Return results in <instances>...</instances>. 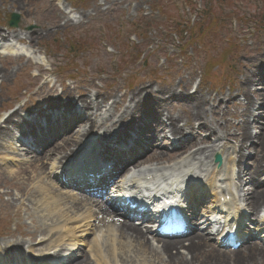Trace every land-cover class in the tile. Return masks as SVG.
<instances>
[{
	"label": "rangeland",
	"instance_id": "rangeland-1",
	"mask_svg": "<svg viewBox=\"0 0 264 264\" xmlns=\"http://www.w3.org/2000/svg\"><path fill=\"white\" fill-rule=\"evenodd\" d=\"M210 1L203 0V4ZM62 2L65 9L70 12V17L74 19V22H70L67 25L58 21L57 16L55 17L56 20L53 19V12L50 11L49 5L45 0H32L28 3V7H30L29 13L32 17L26 29L29 32L38 31L41 39L31 49L26 50V52H28L27 54L30 57H34V47L40 45L43 49L48 48L50 56L56 55L54 58L56 61L51 58L52 56L50 60L58 68L62 69L66 67L67 62L60 56L63 50H58L60 51V54H58L56 48L51 46L55 44L54 41L64 36V38L73 40L78 45V42L89 36L90 31L99 32L98 35L96 34L93 43L92 41L83 42V46L79 48L82 52L79 55L75 54L77 57L76 64L82 68H80L81 71L77 70L74 76H76V82H78V87H80L82 92L91 88V90H94L92 92L97 91V94L99 93L102 96L112 95L110 98L117 99L120 95H130L132 92L139 90L143 84L152 87L154 91H164L167 88L175 87V94L183 98L192 97L188 96V92L193 91L192 94H194L197 90H199L198 94L200 97L208 98L210 96L212 99H215L216 96L221 98L229 93L231 98L238 95L233 100L238 102L243 101V98L240 96V89L242 78L246 73L250 74L254 72V77L264 75V60H261L262 56L264 57V21H260L264 16V0H214V6L216 7L214 15L215 17H223L225 20L224 25L218 26L219 21H212L211 17L208 16L199 23H196V28L208 26V30L211 33L214 32L213 35H220V37L218 40L208 41L207 43L210 47L206 44L207 48H204L203 52H198V48L196 47L197 50L196 48L193 51L189 50L186 55L183 53V50L180 51L182 44H178L176 38H172L173 42L171 39L168 40V43L165 41L164 37L167 38V35L162 33L163 28H166L165 17L176 14L177 20L183 16H185V20L194 19L196 12L201 7L200 0H62ZM158 7H161L160 13H158ZM163 9L166 11H163ZM188 10H194V13L191 12L188 15ZM6 11H1L0 19L4 18L7 25L12 12L8 11V14H6ZM19 17L18 25L21 26L23 15ZM56 21H58V24L54 27L53 22L55 24ZM148 25L149 27H146ZM250 27L254 28V33ZM256 31L258 35H255ZM128 37H133L131 39L133 41L128 42ZM216 43L219 46H223L222 53L217 49L218 47L211 48V45L214 46ZM61 44L59 42L55 45L63 48ZM129 44L133 46L130 47ZM58 46L57 48H59ZM227 49L235 50L228 53L224 59L223 53ZM35 50L39 49L36 48ZM141 50L145 54L141 56L142 59L136 62V53H139ZM16 52L21 53L19 50ZM15 62L4 60L0 64V66L8 68L11 77L5 79L3 86L0 87V113L14 104L16 108L25 106L29 110L31 108L40 109L50 101L53 105L58 103L53 102L51 97L55 100L60 97L62 100L60 103L69 101L68 97L61 96L64 90L61 92V88L59 87V91L55 92L50 99L49 96L44 98L47 92L39 90L38 84L40 81L35 82L27 75L29 65H26L23 69H19L18 67L25 62L22 59L19 60V63ZM120 62L123 66H120ZM204 63L209 75L207 80L205 78L201 80L200 74L196 71V68L203 67L202 64ZM167 75L172 76V80H161L166 83L161 86L158 78ZM57 77L61 79L60 82L65 84H67V80L70 81L69 73L62 76L57 74ZM179 82L181 84H178ZM94 83L102 89L96 88ZM72 84L70 81V85ZM197 85L199 86L197 87ZM254 88L259 89L260 86L255 84L252 87V93H254ZM123 89L126 90L125 93ZM22 90H26L27 95H24L21 92ZM80 90L76 89V91ZM74 91L69 89L68 94ZM121 102L123 103L124 100L122 99ZM122 103L118 105L119 110ZM172 104L175 113L177 111L181 115L186 114V109L182 105L177 106L175 103ZM213 104L216 105L215 102L208 105ZM224 107L222 108L224 109ZM230 110L231 113L236 111L234 107L230 106L229 111L224 112L225 114L220 111L204 113L202 122L199 121L198 123L209 125V127L216 129L220 127L221 139L226 134L232 137L233 134L238 133L236 127L239 131L241 130L238 125L242 119L239 117L233 118ZM128 121H125L124 124ZM186 122L189 125L197 123L192 118ZM262 122L264 123V120ZM204 136H207V134ZM225 142L229 146H234L232 144L236 143L231 138L225 140ZM248 152L252 155L255 153L254 150ZM5 153H0V193L14 192V189L21 186L26 196L24 204L28 203L30 205L32 202L35 204L37 210L19 208V202L17 201H11L9 205L11 209L0 205L2 214L8 217L6 219L7 222L3 223L0 228L3 232V236H0V246L3 247L5 244L19 241L28 248L27 245L34 244L35 241L32 240L38 235L48 240L54 236V234H49L50 227L47 226L48 224L53 225V221L59 223L60 221L67 222L71 220L68 222L69 227L73 228L77 236H81L80 232L82 229L78 228L75 224H70L73 222L72 219H76L78 216L75 213H68V207L59 206L58 211H63L62 218L59 217L57 212H54L55 218H50L53 221H49V218H44L46 215L42 212L44 209L36 207L41 205L37 203L41 200L43 201L45 197V195L42 198L40 197L42 193L38 186L43 179H37L38 181L35 180L30 185H22L24 177L32 176L36 173L35 168L32 169V164H29V161L25 160H23L24 165H20V158L18 156ZM177 154H181V152ZM11 159L13 163L18 164L17 167L21 168L6 167V162H9ZM227 162H229V156L225 161L227 168H229L230 165ZM23 168L26 169L24 173L19 171V169ZM10 172L12 173L11 175ZM16 172L23 174L21 180L13 179V174ZM4 199H7V197ZM48 203L53 210L55 202L50 200ZM42 204H44V201ZM87 212L89 211L87 210ZM97 222L99 223L96 219H93L91 223L88 220L84 221L85 224H90L91 235L84 236L85 242L82 241L83 238H80L81 242H78L81 248L79 252H85V255L89 258L87 264H103L100 257L93 252L91 244L95 237H103L107 234V231L102 230V226ZM103 228L105 230L108 229L106 227ZM48 235L49 237H46ZM185 240L182 239V241ZM82 244H85V246H82ZM103 251L105 255L108 253L106 244L103 245ZM175 253L174 251V255H176ZM208 259L207 254L198 252L194 259V264H204ZM247 261L249 262V260ZM108 262V264H164L162 260H152L151 257L138 254L132 245H129L126 250L117 251L116 261L111 259ZM176 264H181V262H176ZM190 264L192 263L190 262Z\"/></svg>",
	"mask_w": 264,
	"mask_h": 264
},
{
	"label": "bare ground",
	"instance_id": "bare-ground-1",
	"mask_svg": "<svg viewBox=\"0 0 264 264\" xmlns=\"http://www.w3.org/2000/svg\"><path fill=\"white\" fill-rule=\"evenodd\" d=\"M31 1L32 0H0V12L2 10H7L18 15H23V23L19 29H10L0 25V46L2 50L4 48H7L8 51H13L15 48H30L34 43L41 39L38 31L29 32L24 28L28 25V22L32 17L29 13L30 7H28V3ZM4 7L7 8L3 9ZM54 10H56L59 17H61L60 22L65 25L73 22L72 18H66L65 16L62 17L63 14L57 8H54ZM57 24L58 21L55 25ZM261 60H264V58L262 57ZM0 63H2L1 57ZM7 67L9 66L7 65ZM41 74L45 75L46 71L41 70ZM254 76L255 73L251 72L250 74L246 73L242 78L240 96L243 98V101L238 102L233 101L238 95L231 98L229 93L221 98L216 96L215 99H212L210 96L204 98L199 95L192 98H183L175 94V87L167 88L164 91H154L152 87L143 84L141 85L142 88L132 92L130 95L124 94L117 99L112 98V104L110 106L107 105V98L102 97L101 94H97L93 97L85 93L77 95L75 96L76 103L81 106L82 110L87 111L85 121L82 124L79 123L81 130L73 135H68V132H63L59 136L60 139L57 138L51 143V148L46 150L42 156L35 157L31 168H35L36 173L32 176L24 177L22 185H30L37 179H43L48 182V185L44 186L43 184H40L39 187L43 190L40 197L42 198L43 195H45L43 198L44 212L51 218L56 217L54 212H57L59 217L62 218L63 211H58L60 205H62V207H68L69 209L67 212L70 214L88 208V215L84 217V219L78 217L72 219L73 222L70 223L75 224L78 228L82 229L81 233H88L90 230V225L85 224L84 221L102 215L100 225L108 228L107 234L102 241L95 240L92 248L94 252L100 256L101 262H104L103 264H108V260L110 261L111 259L116 261V252L119 250H126L129 245L135 247L138 254L145 257H151L152 260H162L164 264H175L176 262H181V264H190L191 262L194 264V259L198 252L205 253L209 256L208 261H205L204 264H264L263 245L250 244L246 247V251H238L237 253L230 254V252L218 251L212 248L208 236L199 233H195L187 244L179 240H164L158 242L159 246L155 247L149 239V231L135 226L134 224L122 222L120 224L122 227L118 231H112L109 228V223L105 222L109 221L112 217H116L115 213L110 210V206L102 205L100 199L94 198L86 193H64L52 181L46 180L47 176H51L49 172H53L62 162L65 163L69 161L68 158L73 153V148L78 147L88 138L89 135H94V137L97 138V144L103 146L105 150L108 151V149H111L109 148L110 144H117L116 142L121 144L123 139L135 138L136 142L140 144L144 141V134L150 133V137L147 140L150 146L148 152L152 153L148 155L144 161L140 163L136 162V165L134 164V169H138V171L129 170V172L133 173L132 177L128 179L125 177L124 180L119 183L118 180L125 175L126 170L130 168L131 165V163H125L123 168L124 173L118 177V179L114 180L113 188L119 187L120 192H126L129 191L132 186H138V188L141 189L144 188L146 184L147 187H152L153 189H157L155 187H158L159 190H162L163 184L165 183L168 184L170 188H173L181 178L182 168L185 167V164H190L193 157L203 156L205 153H210V157H212L215 153L220 152L223 156L228 154L229 162L227 163L230 167L227 168V166H225L223 169L217 170L213 166H211L212 168L209 166L206 167L204 163L201 167L202 174L209 175L211 178L216 176L217 178L212 179L208 185L218 192L220 191L222 193L230 194V197L232 199L234 198V201L235 199H238L239 201L245 202V204L249 205L250 210L255 209L256 211L258 206L264 202V181H262L264 180V124L261 122V116H254L253 111L256 107L258 111L262 110V113H264V87L257 92L256 89H253L254 93H252V87L256 82L263 83V79L256 81ZM8 78H11L8 68L0 66V85H2L5 79ZM178 84L181 83L179 82ZM52 88H54V86ZM52 88L49 89V96L55 93ZM67 89L68 88H66V90ZM61 96H63V94ZM122 99L124 100L123 103L121 102ZM170 102H176L178 104L180 102L185 107L186 114L181 115L180 113H177V111L175 113L173 109L174 107L172 106L173 104L169 105ZM212 102H215L216 105H208ZM121 103V108L118 114H116L115 110L117 105ZM49 104L51 106L53 105L51 101ZM90 105L93 106L92 110L89 109ZM223 106H225L224 109L222 108ZM230 106L236 109L234 113H231L230 110V114L242 119L238 125L241 130L239 131L236 127L238 133L233 134L232 137L226 134L221 139L220 127L216 129L209 127V125H201L198 123L197 128L199 133L196 135V138L198 144L204 147L200 150L201 152L196 151L195 155L185 158L183 156L189 151L188 148L181 151V154H177L176 152L178 151L169 152L166 149L167 147L162 146L165 140L162 142V145H158L161 136L165 133L171 134V136L176 139L178 137L177 135L181 133V129H179L180 124L185 123L188 119L192 118L196 122H202L201 120L204 113L220 111L225 114L224 112H228ZM61 108L64 113L68 110V104H62ZM20 111L21 110L13 111L0 120V153H16L18 149H16V144H13L17 140L14 136V131L18 130L20 132V138H24L26 136L24 128L33 127V123L29 118L23 119L21 122V118L18 117ZM58 112V114H60V111ZM108 113H110L109 118L107 116ZM38 115L48 116L44 114ZM111 115L115 117H110ZM162 117H165L168 120V123L170 124L169 127L163 125L161 120ZM135 118L138 119L135 120ZM128 120H134V122L130 123L125 132L121 133L119 137L113 138L115 137V133L121 132L124 128V122ZM138 121H141V124L134 131L138 136L133 137L130 135L129 129L138 124ZM78 122L79 120H77L75 124ZM152 122L158 123L156 124V128L152 127ZM50 124L52 128L55 125H58V123L51 122L49 125ZM253 128L258 129L256 133L252 132ZM189 129H192L191 125H189ZM34 130L39 133V131H37L38 128ZM203 134L208 135L203 136ZM230 138L234 139V142H236L235 146H229L228 143H224L225 140H229ZM211 139H213V141H211ZM251 141L254 142L251 143V145L246 146V143H250ZM4 144H10L11 147L7 148ZM176 144H171V146L184 148L191 144V142H178ZM158 148L161 149L157 150ZM248 150L255 151L254 155L251 157L252 161H246ZM79 152L80 151H78V153ZM229 152H231V154H229ZM136 154L137 152H135L134 156ZM52 161L53 164H51ZM249 162L250 167L246 166ZM207 164L208 162L206 161V165ZM84 165L85 163H81L79 167ZM244 168L248 169V177L244 176L242 172ZM19 171L24 173L26 169H19ZM156 172H158V174H156ZM60 173H64V169H62ZM11 174L12 173L10 172V175ZM151 175L154 176V181L146 183V178ZM232 175L233 177H231ZM22 176L23 174L16 172L13 174V179L21 180ZM99 186H101V184H99ZM109 186L110 183H107L106 187ZM17 190L21 194L18 193V196L12 194V196L18 200L19 203H22V200L25 198L23 188L20 186ZM50 200L55 202L53 210L48 203ZM93 207L98 209V213H92ZM70 221H60V224L57 226V231L52 229L54 235L58 236L59 239L68 238L69 234L73 237L74 230L69 227L68 223ZM64 229L68 230L69 233H63ZM15 244L23 245V243L19 241L7 244V251L9 252V247ZM102 244L107 245L108 253L106 255H102ZM181 249L183 252L180 253ZM174 251L176 252V255H174ZM247 260H249V262ZM87 261V257L84 256L78 264H87Z\"/></svg>",
	"mask_w": 264,
	"mask_h": 264
},
{
	"label": "trees",
	"instance_id": "trees-1",
	"mask_svg": "<svg viewBox=\"0 0 264 264\" xmlns=\"http://www.w3.org/2000/svg\"><path fill=\"white\" fill-rule=\"evenodd\" d=\"M213 2H214V0H212L210 3L212 4L208 9H205V11L203 12V14H202V17H208V16H213L214 15V12H215V9H214V6H213ZM163 11H166V10H164L163 9ZM217 18H215L214 20H215V22L217 21L216 20ZM167 20H170L171 22H175L176 21V16H175V14H171L170 15V17H167ZM178 21V20H177ZM213 21V20H212ZM260 21H264V17L260 20ZM188 25L189 24H187V23H184V24H182V23H180V24H173V28L176 30V31H179V30H181V28H182V26H185V29H187V27H188ZM208 25H211V24H208ZM195 30H196V32H197V35H198V37L199 38H201V37H203V35L204 36H207L208 34H209V30H208V26H206V27H202V28H196L195 27ZM182 31V30H181ZM93 31H90L89 32V36L88 37H86V38H84V40L82 39L80 42H78V45L77 44H73V48L74 49H77L78 50V48H80L81 46H83V42H89V41H92V43L94 42V38L96 37V34L98 35L99 34V32H93ZM90 33H92V34H90ZM183 33V32H182ZM213 33V32H212ZM210 34H211V32H210ZM86 48H88V47H86ZM79 51H82L81 49L79 50Z\"/></svg>",
	"mask_w": 264,
	"mask_h": 264
}]
</instances>
